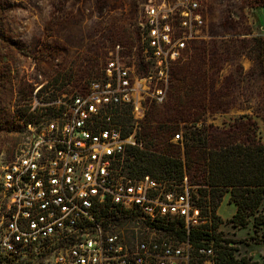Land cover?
Masks as SVG:
<instances>
[{"label": "built area", "instance_id": "built-area-1", "mask_svg": "<svg viewBox=\"0 0 264 264\" xmlns=\"http://www.w3.org/2000/svg\"><path fill=\"white\" fill-rule=\"evenodd\" d=\"M206 27L199 0L144 5L138 59L115 45L94 78L49 105V120L29 125L0 169V264H214L211 247L188 240L211 232L209 196L187 175L133 170L138 123L161 106L173 65Z\"/></svg>", "mask_w": 264, "mask_h": 264}, {"label": "rangeland", "instance_id": "rangeland-1", "mask_svg": "<svg viewBox=\"0 0 264 264\" xmlns=\"http://www.w3.org/2000/svg\"><path fill=\"white\" fill-rule=\"evenodd\" d=\"M153 1L0 0V169L26 142L40 112L49 120L55 111L49 105L94 78L112 47L135 48L138 59V21L143 6ZM199 1L207 37L191 44L184 58L204 57L206 100L190 108L200 117L191 114L178 134L189 121L215 133L236 118L249 117L264 147V0ZM174 82L171 75L169 84ZM233 213L225 194L215 211L216 232L238 242L236 257L251 256L264 264V242L242 243L253 235L252 228H233L228 223Z\"/></svg>", "mask_w": 264, "mask_h": 264}, {"label": "trees", "instance_id": "trees-1", "mask_svg": "<svg viewBox=\"0 0 264 264\" xmlns=\"http://www.w3.org/2000/svg\"><path fill=\"white\" fill-rule=\"evenodd\" d=\"M118 40L122 42L123 38ZM260 59L258 56L256 60L259 64ZM171 75L175 82L169 84L167 100L159 107L151 105L136 127L143 149L134 150L133 170L155 178L181 179L187 175L190 180L191 176V184L198 186L203 196H209L213 225L211 232H190L189 242L198 249L211 247L214 264H262L251 256H235L238 242L216 232L220 222L215 216L223 195L228 194V203L234 206L228 223L233 228H252L253 235L241 242H264V147L255 136V128L249 117H239L211 133L209 126H197L192 120L181 134L182 139L173 144L171 140L178 134L180 124L185 126L183 122L191 114H198L190 108L205 104L208 72L204 57L196 54L187 59L183 55L173 65ZM40 91L41 88L36 93ZM43 115L40 112L38 119ZM126 122L131 126L128 119ZM240 135L244 138L240 139ZM177 148L184 158L179 157L180 153L173 154ZM191 169L197 174L190 173ZM195 177L199 180L195 181Z\"/></svg>", "mask_w": 264, "mask_h": 264}]
</instances>
